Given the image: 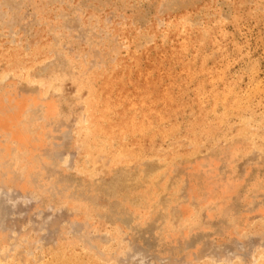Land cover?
Returning a JSON list of instances; mask_svg holds the SVG:
<instances>
[{"label":"rangeland","instance_id":"374dc122","mask_svg":"<svg viewBox=\"0 0 264 264\" xmlns=\"http://www.w3.org/2000/svg\"><path fill=\"white\" fill-rule=\"evenodd\" d=\"M68 257L264 264V0H0V264Z\"/></svg>","mask_w":264,"mask_h":264},{"label":"bare ground","instance_id":"6f19581e","mask_svg":"<svg viewBox=\"0 0 264 264\" xmlns=\"http://www.w3.org/2000/svg\"><path fill=\"white\" fill-rule=\"evenodd\" d=\"M147 83H148V79L145 75H143V77L140 80H137L136 83H134V89L145 87ZM124 90H125V86L120 80L114 77H108V78L106 77L102 82L100 91L97 93L99 99L96 98L93 100L92 103L93 131L94 133H99L107 141L108 139H113L114 137L116 139V137H119L121 134L123 135L126 134L132 138L136 136L139 137V135H141L144 132L143 115L141 117L128 115L127 112H125V109L123 108V106L126 105L130 100H133V96H134L131 93L124 92ZM163 96L167 97L168 95L164 94ZM143 99L146 98L143 97ZM123 149L124 151H127L128 147L125 146ZM118 153L120 154V152ZM50 264H80V263L73 257H68V259L59 258Z\"/></svg>","mask_w":264,"mask_h":264}]
</instances>
